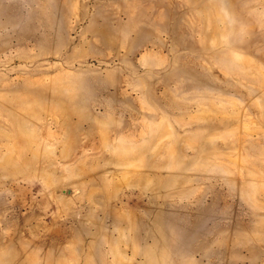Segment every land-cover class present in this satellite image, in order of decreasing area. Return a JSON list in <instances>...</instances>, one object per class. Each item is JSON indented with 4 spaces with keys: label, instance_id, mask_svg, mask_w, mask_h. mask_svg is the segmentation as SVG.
I'll use <instances>...</instances> for the list:
<instances>
[{
    "label": "rangeland",
    "instance_id": "374dc122",
    "mask_svg": "<svg viewBox=\"0 0 264 264\" xmlns=\"http://www.w3.org/2000/svg\"><path fill=\"white\" fill-rule=\"evenodd\" d=\"M0 264H264V0H0Z\"/></svg>",
    "mask_w": 264,
    "mask_h": 264
}]
</instances>
